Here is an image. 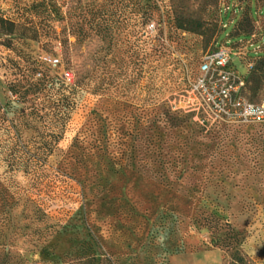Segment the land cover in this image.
Wrapping results in <instances>:
<instances>
[{
  "label": "rangeland",
  "instance_id": "rangeland-1",
  "mask_svg": "<svg viewBox=\"0 0 264 264\" xmlns=\"http://www.w3.org/2000/svg\"><path fill=\"white\" fill-rule=\"evenodd\" d=\"M38 1L0 0V264H264V122L203 125L187 106L202 57L252 34L253 70L233 65L261 104L264 0H60L51 22ZM36 61L54 82L22 102ZM32 103L40 133L62 129L36 179L4 159L33 150Z\"/></svg>",
  "mask_w": 264,
  "mask_h": 264
},
{
  "label": "built area",
  "instance_id": "built-area-1",
  "mask_svg": "<svg viewBox=\"0 0 264 264\" xmlns=\"http://www.w3.org/2000/svg\"><path fill=\"white\" fill-rule=\"evenodd\" d=\"M228 11L229 7H226V13ZM247 37L234 47H216L200 60L197 75L189 83L187 106L196 117L201 112L203 125L264 122V99L260 105H252L245 99L244 80L233 65L234 59L243 63L245 58L248 59L243 63L246 72L253 70L250 60L257 58L260 47L253 42L254 34ZM243 43L245 45L240 47ZM65 76L69 79L67 74Z\"/></svg>",
  "mask_w": 264,
  "mask_h": 264
},
{
  "label": "trees",
  "instance_id": "trees-1",
  "mask_svg": "<svg viewBox=\"0 0 264 264\" xmlns=\"http://www.w3.org/2000/svg\"><path fill=\"white\" fill-rule=\"evenodd\" d=\"M60 0H41L38 2H35L31 5L30 10H32V13H34V16L36 17H42L41 15H44L48 21H60L61 20V12H60V6H58V2ZM156 10L155 7L146 3L144 5V15L147 18H151L155 15ZM4 22V21H1ZM248 22V21H247ZM175 29L178 31H184V32H191V33H198V28L196 25L193 24L192 21L188 19H182L177 20L175 22ZM36 34V32H34ZM62 45H68V40H65L61 43ZM32 72L33 73H40L42 74V79L35 83H27L28 87L21 89V87L16 88L13 93L15 96H19V99L22 100V102L26 101L27 98L32 97L34 101L37 100L38 95L40 92L44 89L45 85L48 82L53 83L54 79L49 77L47 72H45L44 65L40 63L39 61L32 62ZM78 82L73 83L74 87L78 86ZM41 111L38 110L37 105L32 103L31 105V112L30 116H32L31 121L33 127H30V122L24 121L25 117V110L21 109L19 111L20 116H22V119H20V128L21 130L24 128H31L34 130V133L36 134L34 137V148L32 151H26L20 146L19 144L14 146V148L11 149L10 154L4 158L7 164V172L8 173H15V172H22L24 175L31 177L32 179H36L40 177V173L42 171V168L45 166L47 159L52 155V145H55L56 142L59 141L61 137V132L57 127L51 129L50 132L43 131V133H40L39 127L37 126L38 123L41 122L42 117L39 116ZM168 115V114H167ZM170 121L172 124H174L177 127H182L185 123V119L179 116H172L170 117ZM44 128V127H43ZM45 130V128H44ZM55 130H58L57 132ZM18 143L21 142V135L17 136ZM2 148L0 147V154H1ZM19 162H22L23 165L19 164ZM9 194L7 193V190L1 189L0 190V201H2V206L0 207V216L5 217L8 216L10 213V208L5 210L6 208V201L11 200ZM206 227L208 230L212 228H218V225L212 224L210 222H206V224L203 226ZM239 260V261H238ZM237 262H242L241 259H238ZM233 261L236 262L235 259Z\"/></svg>",
  "mask_w": 264,
  "mask_h": 264
}]
</instances>
